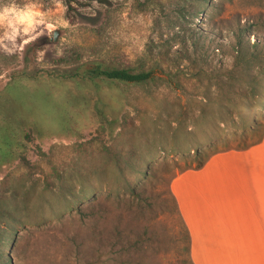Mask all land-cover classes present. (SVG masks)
Instances as JSON below:
<instances>
[{
  "label": "rangeland",
  "instance_id": "rangeland-1",
  "mask_svg": "<svg viewBox=\"0 0 264 264\" xmlns=\"http://www.w3.org/2000/svg\"><path fill=\"white\" fill-rule=\"evenodd\" d=\"M183 5L190 13L181 19L182 35L193 33L197 44L189 60L173 38ZM242 26L251 27L252 41L264 42V0H0V147L8 134L19 138L21 122L38 123L26 160L0 156V205L20 219L6 249L11 264H188L172 180L196 164L194 149L204 155L237 149L264 132V108L255 112V131L243 130L241 108L228 107V100L225 124L213 127V118L198 117L204 107L213 115L209 103L220 94L213 67L231 66ZM160 51L166 71L156 67L157 79L146 84L98 79L96 89L91 82L60 84L52 77L76 59L138 69L141 58L152 65ZM25 73L15 87L14 79ZM241 90L238 85L230 93L233 99ZM63 102L73 114L64 122L68 128L59 116ZM97 102L121 125L113 137L101 132ZM116 145L149 159L136 192L106 167L112 159L106 147ZM87 166L102 168L96 197L78 203L69 192L81 189L80 169ZM13 192V201L4 199ZM123 243L130 249L121 252Z\"/></svg>",
  "mask_w": 264,
  "mask_h": 264
},
{
  "label": "trees",
  "instance_id": "trees-1",
  "mask_svg": "<svg viewBox=\"0 0 264 264\" xmlns=\"http://www.w3.org/2000/svg\"><path fill=\"white\" fill-rule=\"evenodd\" d=\"M188 13H190V10L185 5L180 7L176 11L180 21L173 24V28H177V30H179L176 31L173 38L181 43L182 49L186 51L185 54L181 56L183 60H189L193 52L197 49L196 40L192 38L193 33L187 31V36L182 35L187 33H183L186 32V25L183 21H181V19L186 21ZM201 13L202 12H197L196 14L199 16ZM250 28L251 27L245 28L244 26L239 27L238 31L241 35H239L237 43L233 45L232 53L230 54L233 57L231 66L228 68L220 67L219 69H217V67H213V79L215 78L217 80L216 83L213 81V87L216 86L217 88H220V94H218L216 97L213 96V105L212 103H209L210 108L213 106V115L210 114V111L204 107L200 109V114L198 116L202 120H212L213 118V127L215 125L220 126L222 123H226L227 119L225 113L231 114V112L225 108L230 106H234L237 109L241 108L240 113H237V116H239L242 125L245 128L243 130L247 129L250 131H255L260 125L259 121L255 117V112L259 108H264V42H262L261 39L252 41L251 36L249 35L252 32V29ZM194 29L200 30L201 28L196 26ZM216 48L219 49V47ZM152 50L153 48L149 47L147 49V54H151ZM160 52L161 53L158 55L152 56L155 61V63L152 65H148L147 56L141 58V65L138 67V69L132 67L108 66L98 61H94L93 63L89 64L87 61L80 62V59H76V61H78L76 65H69L66 67V69H59L58 72L55 73V77L54 74H52V77L57 79L60 84L66 82L69 83L71 81H75L76 83H80V81L91 82L96 89L100 88L98 79H110L131 84H146L151 80L157 79V77L154 75V69L156 67L162 71H166L164 64H161V62L164 61V55L162 51ZM24 59L28 62L29 56L27 52L24 54ZM83 67L85 68L83 69ZM81 69H83V71H81ZM27 77L28 75L25 73L20 75L17 79H14L15 87L19 86V83L23 82ZM223 78H227V80ZM177 84V86L184 88L186 91V88L181 82H178ZM238 85L242 86V88L244 87V90H241L240 92L242 96L240 99H233L230 93L234 92L233 90H235ZM204 98L206 99V102H208V99H210L207 93L204 94ZM225 100L229 101V104L227 105L228 107H225L223 102ZM66 104L67 102H63L61 113L59 114L60 118H62L61 125L64 128H68L67 125H64V122H67L73 116V114H71V112L66 108ZM95 109L99 117L101 132L113 137L116 129L121 127L118 119H109L105 111L102 109V107H100L99 102L95 104ZM47 111L48 109L44 110V113L48 114ZM37 125L38 123L36 121L31 122V119L26 120L25 123L21 122V129L19 132L20 135L18 134L19 138L16 137V141H12L10 139L11 136L9 134L6 135L4 145L0 147V156L3 159L8 157V162L16 159L20 161L26 160L29 144L32 140V137L34 136V131H32L31 128H36ZM37 135L41 137L43 136L39 132H37ZM263 138L264 132L257 140L253 141L252 143L245 144L242 147H238L237 149L249 148L261 142ZM106 152L107 155L112 158L108 159V165L106 167L115 169L118 175L123 178L125 186L128 187V189H131L132 192H136L138 188L137 182L141 180L142 176L144 178L147 176L145 168H150V162H147L149 159H136L134 153L131 151H124L118 145L115 147L107 146ZM194 152L197 162L194 166L188 167L187 169L201 168L212 155L220 151H214L211 154L204 155L203 149L197 148L194 149ZM76 169L77 168H74L73 171H76ZM101 169V167L95 166H87L83 169H80L81 177L83 179V182L80 184L82 187L78 191L73 189L69 192V195L74 197V201L78 203H87L96 197L95 178L102 172ZM128 170L136 174L135 180H131L129 178L130 175L127 173ZM134 181H136V183H133ZM3 196L7 201H13L16 198L15 192L10 193L9 195L3 194ZM171 197L185 228L184 238L186 240V244L184 246V250L187 254V259L185 262L188 264H195L191 256L190 231L184 221L177 199L172 190ZM17 220L20 221L16 211H13L11 208L6 206L0 205V264H11L6 253V249L11 245V243L14 241V238L16 237V234L18 233L17 227L15 225ZM125 246L126 245L123 243L121 252H125L126 250L130 249H126Z\"/></svg>",
  "mask_w": 264,
  "mask_h": 264
},
{
  "label": "crops",
  "instance_id": "crops-1",
  "mask_svg": "<svg viewBox=\"0 0 264 264\" xmlns=\"http://www.w3.org/2000/svg\"><path fill=\"white\" fill-rule=\"evenodd\" d=\"M171 190L195 264H264V138L180 172Z\"/></svg>",
  "mask_w": 264,
  "mask_h": 264
},
{
  "label": "clouds",
  "instance_id": "clouds-1",
  "mask_svg": "<svg viewBox=\"0 0 264 264\" xmlns=\"http://www.w3.org/2000/svg\"><path fill=\"white\" fill-rule=\"evenodd\" d=\"M9 10L8 9H5V12H8Z\"/></svg>",
  "mask_w": 264,
  "mask_h": 264
}]
</instances>
